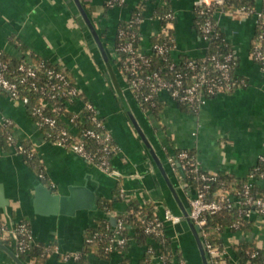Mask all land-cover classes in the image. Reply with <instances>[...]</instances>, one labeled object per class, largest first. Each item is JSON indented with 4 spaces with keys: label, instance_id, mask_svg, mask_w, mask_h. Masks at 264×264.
I'll return each mask as SVG.
<instances>
[{
    "label": "crops",
    "instance_id": "crops-1",
    "mask_svg": "<svg viewBox=\"0 0 264 264\" xmlns=\"http://www.w3.org/2000/svg\"><path fill=\"white\" fill-rule=\"evenodd\" d=\"M81 1L105 46L120 93L74 0H0V51L27 60H31L34 53L71 72L114 137L117 151L111 157V168L115 175L102 172L83 156L46 140L27 106L5 93H0V126L10 121L14 125V139L34 148L48 187L66 195L71 185L96 183V202L100 197L108 198L113 200V208L108 213L99 209L78 210L74 215L35 213L34 186L28 173L42 178L13 146L0 145V218L8 226L27 221L35 241L45 245L54 243L63 253L81 251L86 230L96 220L106 218L114 225L111 219L127 213L129 202L153 201L160 215L164 207L183 217L177 223H164L163 231L176 252L171 264H180L181 260L185 264H203L193 233L141 133L165 166L172 165L170 159L179 151L189 150L205 172L243 179L264 162V70L251 54L257 15L238 8L225 11L218 7L214 12L217 25L235 53L234 73L246 84L209 97L196 111L184 109L168 92L162 91L159 94L162 109L156 116L141 109L114 64L118 23L130 18L140 0H126L124 5L113 7H106L107 0ZM161 1L147 0L146 3V19L140 27V47L145 53L151 52V36L162 27L152 14ZM202 1L218 2L171 0L174 19L169 26L175 34L176 45L171 51L175 61L182 55L203 57L206 54L207 43L194 27V9ZM262 1H257V8ZM81 107L82 101L74 106L75 109ZM172 167L179 181H183L180 168L176 164ZM254 183L264 187V177H256ZM120 189L125 190L126 196L117 199ZM187 191L181 189L189 201L191 191L189 194ZM251 220L254 225L249 231L230 228L224 231L222 245L228 250V256L233 255V246L242 240L254 241L264 249V216L255 214ZM8 241L6 245L15 251L13 242ZM149 247L157 248V241L152 238L148 245H142L130 238L127 250L113 251L108 259L92 256L85 263L66 262L60 253H51L46 264H120L124 258L129 264H162L157 257L146 258ZM232 262L236 264V258L233 257ZM0 264L16 263L0 249Z\"/></svg>",
    "mask_w": 264,
    "mask_h": 264
},
{
    "label": "built area",
    "instance_id": "built-area-1",
    "mask_svg": "<svg viewBox=\"0 0 264 264\" xmlns=\"http://www.w3.org/2000/svg\"><path fill=\"white\" fill-rule=\"evenodd\" d=\"M125 1L126 0H107L106 5L108 7L121 6ZM222 2L223 0H218L217 3L202 1L199 5L202 6L205 4L210 7L219 5ZM160 4L165 5L166 1L162 0ZM238 9L247 14L257 15L256 24L260 21L261 25L264 26V15L262 14L261 7H256L254 10H248L245 7ZM201 13H203V11H201ZM152 14L153 18L159 21L160 16H154V13ZM164 17L166 19H174L173 11L166 13ZM145 19L146 16L144 14L142 18L137 16L135 19H131L130 17L128 20L141 26ZM170 23L171 22L162 25L158 33L167 32L168 28H170ZM201 28L205 33L201 37L208 45L209 34L213 31L212 24L208 20L201 25ZM120 35L125 37V41L119 45L118 49L114 50L115 59L121 61V68H118V72L124 78L126 88L142 110L144 109L139 103L140 98L136 93L139 90L145 89V92L141 91V101L143 100L145 104L150 106H155L156 97H159L162 91H166L175 101L178 103H187L191 106L192 110L196 111L208 101L209 97L222 93L225 84L232 85L237 82L246 84L245 80L238 79L231 75V71L235 69L234 65H236L234 52L227 54L223 60H220L217 56L212 57L219 73L218 77H211L207 66L198 61V58L204 60L203 56L191 57L190 61L186 64L188 71L176 72L172 80H166L159 70L144 71V67L149 63L147 58L148 53L142 51L140 47L141 41L138 45H134V33L130 36L128 32L121 30ZM153 48L161 54H165L169 51L164 44H155L151 47V49ZM122 53L125 55L124 59L121 57ZM251 54L254 60L258 62L264 70V31L258 36V41L252 48ZM176 64L177 61L172 63L170 69H173ZM44 66L45 60L38 64L32 60L26 59V61L18 66L17 71L12 70L9 63L2 57V52L0 51V89L6 91L10 97L21 101L25 105L28 102V98H20L19 87L21 85L25 86L29 91H34L39 94L40 105L34 107L31 116L40 129L44 125L49 126L53 130L55 129L46 134L51 139L55 140L53 143L83 156L102 172L115 175V172L111 168V157L113 152L117 150V146H114V137L106 128L97 108L91 101L84 103L80 97L82 92L79 87L71 86L65 74L55 69H45L47 78L49 77L50 80L54 79V81L44 80L42 83H38V70L44 69ZM58 98H62V100L66 101V104L63 105L58 101ZM79 101H82V107L75 109L74 106H76ZM83 109L89 111L90 114L87 120L93 123V128H83L77 124ZM48 110H52L55 114L59 115L66 124H59L57 118L50 115ZM65 111H71V115L67 116L64 113ZM85 120L86 119H82L81 123ZM6 122H9V124L11 123L10 121ZM46 135L44 134L45 138ZM85 138L93 139L96 142V152H90L87 149L84 142ZM9 139L12 140V146L16 152L20 154L21 151H25L21 143H18L12 134L9 135ZM72 140L74 142L68 146L69 142ZM170 160H172V165L180 163L182 174L186 171L191 182L194 184V186L188 185L183 181L186 190L191 191L189 194L190 216L201 229L206 224L208 215L215 214L223 209L231 208L234 203L235 206H239L240 213L245 219H251L252 215L255 214L264 216V198L260 195H254L251 190L256 178L252 172L249 174L248 181L244 185L240 195L236 197H226L223 192L219 190L217 192V197L210 198L207 196L210 191V182L217 179V174L202 170L196 156L189 150H181ZM259 168L258 164L255 169L257 170ZM43 177L44 175L41 174L40 178ZM259 177H264V170L260 172ZM192 190H194V192H192ZM120 196H126L124 189H120ZM158 212L159 211L156 213V215H158L157 217L145 222L144 231L147 234H152L153 239L157 241V247H161L166 242V235L163 231L164 223H177L180 222L183 217L170 209H165L164 213L161 215ZM107 226L113 233V243L106 247V251L111 253L117 251L119 247L123 246L126 242V238H124L120 232L124 228V223L116 219V225L111 226L108 224ZM230 229L237 231L242 230L240 228V221L234 223ZM101 235L100 232L95 233V236L100 237V240L103 241ZM6 240H11L13 242L17 254L21 253L27 256H29L30 246L37 242L32 235L29 223L23 220L9 226L4 222L0 223V242L3 243ZM204 246L206 251L212 256H220L222 259L228 256V250L224 246L213 247L209 243ZM147 251L152 254L153 258L157 257L163 264L164 258L156 251V248L149 247ZM51 253L59 254V247L55 245ZM255 254L256 253H253L252 255L254 256ZM60 257L66 262H77L82 257V252L67 251L60 253ZM27 262H29V264H35L34 258H27ZM180 264H185V262L181 260Z\"/></svg>",
    "mask_w": 264,
    "mask_h": 264
},
{
    "label": "trees",
    "instance_id": "trees-1",
    "mask_svg": "<svg viewBox=\"0 0 264 264\" xmlns=\"http://www.w3.org/2000/svg\"><path fill=\"white\" fill-rule=\"evenodd\" d=\"M166 4H160L157 5L154 8V16H160L159 22L161 25H165L166 23L172 22L173 19H166L164 15L168 12H171L170 3L171 0H165ZM257 1L258 0H223V2L219 5L214 6H206L205 4L198 5L194 9L195 11V18H194V27L196 28L198 34L200 36H203L205 33L202 31L201 25L207 22L208 20L212 24V33L209 34V40L207 45V51L204 56V60L198 58V61L200 63L207 66L209 70V75L218 77L219 73L215 66V61L212 59L213 56H217L220 60H223L224 57L234 52L232 46L228 41L225 39V36L223 35L222 31L220 30L219 26L217 25V22L214 18V12L219 7L222 10H231L234 8H241L245 7L248 10H254L257 7ZM146 3L147 0H140L138 4L136 5L135 9L131 13V19L139 17H144L145 11H146ZM106 5V4H105ZM124 5V4H123ZM106 7H108L106 5ZM203 11V13H201ZM261 11L264 15V0L262 1L261 5ZM140 25L137 23H132L129 20L126 21H120L118 23L117 27V38L116 43L114 46V50L118 49L119 45L125 41V37L120 35V31H126L131 36L132 33L135 34V42L134 45H138L141 41V34H140ZM264 31V26L261 25L260 21L256 25V32L253 39V45L257 43L258 36ZM20 44V43H19ZM155 44H164L167 48V51L165 54H161L158 51H156L154 48L151 49V52L147 54V58L149 60L148 65L144 67L145 72L153 71V70H159L166 80H172L175 76L176 72H186L188 71L186 64L188 61H190L191 56L188 55H182L180 59L177 61V64L173 67V69H170V65L175 62V60L171 56V51L173 48H175L176 41H175V34L173 31V28H168L167 32H160L157 34H154L151 36L150 39V46L153 47ZM24 50H27L23 45H20ZM2 57L9 63L12 70H16L18 66L26 61L25 57H22L20 59L10 57L2 52ZM122 59L125 58V55L121 54ZM31 60L35 63H40L43 61L42 58L35 55L34 53L31 55ZM114 64L116 65L117 69L121 68V61H118L117 59H114ZM45 68L39 69V81L38 83H42L44 80H50V78H47L46 70L45 69H55L58 72H61L65 74L67 80L69 81L71 86H77L76 81L71 74V72L57 64L49 63L48 61H45ZM235 68V65H234ZM235 69H232L231 75L234 77H237L234 73ZM238 79H241L237 77ZM50 81H54V79H51ZM239 85H245L241 82H237L232 85H224L223 90L224 91H232L233 89L237 88ZM19 96L20 98L27 97L28 102L26 103V106L32 114L34 107L40 105V96L34 91H29L25 86L21 85L20 87ZM141 91L145 92V89L137 91V95L140 98V104L143 107V111L145 113L154 114L156 116L159 115L160 110L162 109V103L159 101V97H156L155 106H150L148 104H145L143 100L141 101ZM0 93H6V91L0 89ZM81 99L84 103L88 102V99L85 98V96L80 94ZM58 101L61 102L63 105L66 104V101L62 100V98H58ZM65 102V103H64ZM180 106H182L186 110H192L191 106L187 103H178ZM82 114H80V118L78 119L77 124L82 126L83 128H93L94 125L90 121H88L89 111L86 109L82 110ZM48 113L54 117L57 118V121L59 124H66L63 119L57 114H55L52 110H48ZM67 116L71 115V111H65L64 112ZM82 119H86L84 122L81 123ZM55 130V129H54ZM52 128H50L47 125H44L41 128V131L46 135L50 131H54ZM14 131V125L13 123L5 122V124L0 126V145L8 148H12V140L9 139V135L13 134ZM46 139L48 141H51L52 143L55 142V140L51 139L46 135ZM74 141H70L68 146L73 143ZM85 145L87 149L90 152H96L97 150V144L93 139L85 138L84 139ZM116 144L114 143V146ZM21 146L23 147V150L20 154L23 158V160L26 162V164L32 169V171L40 176L41 174L44 175L43 166L41 164V161L39 157L36 155V151L34 148L26 142H22ZM117 151V150H116ZM114 151L113 154L116 152ZM180 152V151H179ZM178 152V153H179ZM177 153V154H178ZM112 154V155H113ZM176 154V155H177ZM259 169H255V167L252 169V173L254 176L259 177L260 172L264 170V162L259 163ZM182 179L184 182H186L188 185H193V182H191L190 178L188 177L186 171L182 174ZM42 180L45 183L46 177L42 178ZM248 181L247 178L239 179L235 178L233 176H230L228 174L219 173L217 174V179L215 181L210 182V191L208 192L207 196L210 198L217 197V192L221 190L223 194L228 197H236L240 195V193L243 191L244 185ZM191 182V183H190ZM46 184V183H45ZM252 193L254 195H260L264 198V187H261L257 185L256 183L253 184ZM117 199H121L120 194L117 193ZM98 203V209L100 211H107L110 212L113 208V200L111 201L108 198L100 197L97 201ZM158 211V208L156 204L153 201H148L145 204H142L138 200H133L128 205V211L125 214L118 215L117 220L123 221L124 228L120 231L124 238H126V242L123 246H120L118 250H127L129 247V239L133 238L136 241H138L142 245H148V241L153 238L152 234H147L144 231L145 228V222L148 220H151L158 215H156ZM24 221V220H23ZM240 221V228L242 230L249 231L252 229L254 225V220L251 219H245L242 214L240 213L239 206H235V203L231 208L223 209L215 214L208 215L206 224L203 226V228L200 230L202 241L205 244L209 243L213 247H221L222 245V235L224 231L229 229L234 223ZM3 221L0 218V223ZM27 222V221H26ZM112 224L106 219V218H100L96 220V223L89 227L86 230L85 235V242L84 246L81 250L82 257L77 261L78 263H85L87 262V259H89L92 256H95L96 258L101 259H108L110 256V252L106 251V247L111 245L113 243V233L109 230L107 225ZM100 232L101 237L103 238V241L100 240V237H96L95 233ZM92 240V241H89ZM3 243L8 244L9 241L6 240ZM56 244L51 243L50 245H45L43 243H34L30 246L29 256L25 254L19 253V257L23 261H27V258H34L35 264H46V261L49 259V254L54 249V246ZM233 255L226 256L224 259H222L220 256H212L207 252L208 261L209 264H219L221 262H227V264H234L232 262V258H236L237 262L236 264H264V249L259 248L254 241H247L242 240L238 244L233 246ZM156 251H158L164 258L163 264H171V261L173 257L175 256V251L171 247V241L166 238V242L161 246L157 247ZM253 253H256L254 256ZM232 256V257H231ZM146 258L150 259L152 258V254L146 253ZM120 264H129V260L127 258H124L123 261Z\"/></svg>",
    "mask_w": 264,
    "mask_h": 264
},
{
    "label": "water",
    "instance_id": "water-1",
    "mask_svg": "<svg viewBox=\"0 0 264 264\" xmlns=\"http://www.w3.org/2000/svg\"><path fill=\"white\" fill-rule=\"evenodd\" d=\"M78 10L82 18L84 19L86 25L88 26L91 34L96 42L103 58L108 64V68L110 70V75L114 81L115 86L117 87L119 93L120 88L118 86V81L116 75L113 71L112 64L109 60L107 51L102 42V39L90 18L84 4L81 0H74ZM133 123L135 124V119L132 118ZM136 125V124H135ZM138 128V126H137ZM139 129V128H138ZM141 137L145 140L146 145L148 147L149 152L151 153L153 160L155 161L164 181L168 185L171 190L174 198L178 202L181 211L185 220L187 221L193 236L195 238L196 244L201 254L202 263L209 264L207 251L204 246V243L201 238L200 230L201 227L194 222V220L190 216V204L186 196L182 195L181 189L186 191V186L183 181H179L176 174L173 171V167L171 164L164 165L162 161L156 155L154 149L146 140L145 136L141 133ZM177 166L181 170L180 163ZM29 174V177H28ZM26 176L31 180L34 186V201L33 207L34 212L38 214L44 215H57V214H65V215H74L78 210H97L98 204L96 202V183L86 182L84 185H71L69 186V193L66 195L59 194L55 192L53 189L48 187L42 180L33 176L31 173H28ZM189 194V191H187ZM194 192V190H192ZM162 213H164L165 208L161 207ZM111 221L114 225H116V218H112ZM0 249L5 251L16 264H26L19 255L9 248L5 243L0 242Z\"/></svg>",
    "mask_w": 264,
    "mask_h": 264
},
{
    "label": "rangeland",
    "instance_id": "rangeland-1",
    "mask_svg": "<svg viewBox=\"0 0 264 264\" xmlns=\"http://www.w3.org/2000/svg\"><path fill=\"white\" fill-rule=\"evenodd\" d=\"M114 59H115V52L113 53ZM99 58V56H97V59Z\"/></svg>",
    "mask_w": 264,
    "mask_h": 264
}]
</instances>
